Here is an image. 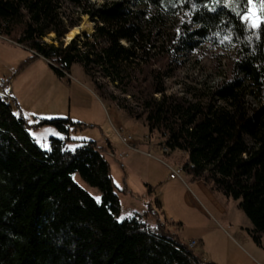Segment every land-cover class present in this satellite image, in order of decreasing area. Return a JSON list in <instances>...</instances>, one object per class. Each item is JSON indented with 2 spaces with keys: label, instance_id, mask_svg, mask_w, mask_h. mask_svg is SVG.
<instances>
[{
  "label": "trees",
  "instance_id": "obj_1",
  "mask_svg": "<svg viewBox=\"0 0 264 264\" xmlns=\"http://www.w3.org/2000/svg\"><path fill=\"white\" fill-rule=\"evenodd\" d=\"M67 1L100 23L82 47L45 41L50 33L61 39L68 31L62 0H0V36L31 53L16 74L42 57L60 77L81 64L102 99L119 100L97 72L123 90L134 88L142 112L121 108L137 120L144 117L162 151L166 146L184 152L185 172L239 200L253 225L251 237L261 245L264 22L253 27L243 17L252 5L264 14V0H116L101 7L91 0ZM175 15L187 19L176 37L177 52L194 51L204 42L234 52L229 76L204 100L167 93L163 66L172 59L155 53L154 36L161 34L156 23ZM44 126L66 139L51 136L49 149L41 148L32 132ZM80 126L70 118L30 119L0 100V264H218L201 258L169 229L173 222L162 215L150 186L146 212L156 222L140 214L119 220L121 202L105 149L96 140L67 147L70 131ZM75 174L101 192L100 201Z\"/></svg>",
  "mask_w": 264,
  "mask_h": 264
},
{
  "label": "rangeland",
  "instance_id": "obj_2",
  "mask_svg": "<svg viewBox=\"0 0 264 264\" xmlns=\"http://www.w3.org/2000/svg\"><path fill=\"white\" fill-rule=\"evenodd\" d=\"M62 1L64 6L61 11L68 31L71 28L80 27L85 22L93 25L92 32L83 30L74 40L79 47H82L87 40L93 39L94 32L100 25L99 20L83 14L82 10L71 2ZM113 1L116 0H91L96 7ZM131 7L136 9L134 5ZM258 12V8L252 5L248 14L250 20L252 14L260 17ZM186 20V17L182 15L163 16L162 20L156 23L155 32L161 31V34L154 36V43L157 47L155 53L160 56L167 53L171 55V63L163 66L168 72L165 78L168 94H179L190 100L198 98L204 100L211 89L229 76L234 52L214 47L209 42L202 43L194 51L177 52L176 37L181 30L180 25ZM1 37L5 39L0 38V79L11 81L12 108L15 112L21 111L30 119L36 116L43 119L71 118L80 123V127H75L70 131L71 141L68 142L70 148L79 146L84 140L100 139L102 131L113 143H118L119 138L115 132V126L132 134L134 142L139 140L142 145L144 144L140 147L136 145L138 150L129 152L124 160L125 169L121 168L117 153H110V155H115L114 159L117 161L107 158L115 191L121 202L119 220L147 210L150 186L154 190L152 199L157 197L162 203V215L174 221L169 229L180 236L183 241H188L197 233L207 232L209 234L203 240L197 241L204 244L218 264H227V262L251 264L252 260H257L258 264H264V233L261 234L262 244L258 245L251 237L250 232L253 225L240 209L239 200L224 196L214 188L211 182H206L201 178L195 179L185 171L182 173L183 180L170 178V170L164 162L174 168L180 167L184 165L187 157L177 151L169 155L163 153L160 148L154 146L160 141L159 136L149 133L144 117L137 120L129 114L128 110L121 108L129 106L136 113L142 112L139 94L134 88L128 87L123 90L122 87L109 83L100 72H97L98 80L106 84V91L113 93L119 99L115 102L100 97L98 100V92L91 77L79 63L73 64L70 73L64 77H60L54 71L51 62H41L32 67L30 65L16 74L22 62L31 53L8 37ZM53 39L59 44L62 43L59 38L54 37ZM123 44L128 45L125 41ZM66 45V43L63 44L64 47ZM156 96L160 97L159 94ZM251 101L254 103L252 99ZM98 105L105 113L106 110L108 111L112 122L107 114L101 112ZM254 105L256 106V103ZM105 117L106 122L103 120ZM32 135L39 146L46 150L49 149L50 136L64 137L53 126L40 127L33 131ZM149 144L152 145L151 148ZM74 179L96 200H101V192L97 188L91 187L78 174L74 175ZM194 201L198 209L194 207ZM143 216L151 223L156 222V218L148 215L147 212ZM180 222L182 225H177ZM229 223H233L234 228L229 230L231 235L228 236L222 228ZM197 241H193L192 249L196 247ZM238 244H241V247ZM241 249L248 256H245ZM196 252L205 254L201 248H197Z\"/></svg>",
  "mask_w": 264,
  "mask_h": 264
},
{
  "label": "crops",
  "instance_id": "obj_3",
  "mask_svg": "<svg viewBox=\"0 0 264 264\" xmlns=\"http://www.w3.org/2000/svg\"><path fill=\"white\" fill-rule=\"evenodd\" d=\"M0 38H2V39H5V38H3V37H1L0 36ZM7 41H9V40H7ZM9 42H11V41H9ZM27 50V49H26ZM47 63V62H49L48 60H46V59H44V58H39L36 62H34L33 64H31V67L32 66H35L36 64H38V63ZM87 76V75H86ZM10 85H11V81H10ZM12 91V90H11ZM10 91V94L12 95V92ZM13 96V95H12ZM97 97H98V100H100V97L97 95ZM102 102V101H101ZM99 106V107H98ZM97 107L101 110V112H103V113H105L104 112V110L102 109V107L100 106V105H98ZM104 108V107H103ZM103 110V111H102ZM105 110H106V108H105ZM105 114H107L108 115V117H109V120L112 122V117L110 116V114L108 113V111L106 110V113ZM37 117H39V116H36V118ZM37 119H41L40 117L39 118H37ZM71 119V118H70ZM104 120V122H106V117L103 119ZM74 121V120H73ZM114 125V124H113ZM115 126V125H114ZM121 127H116L115 126V132H116V134H117V136H118V138H119V142L118 143H113L105 134H104V132L102 131V135H101V137H100V139H98L97 140V138H96V141H97V145H98V147L99 148H102V149H105V153H104V155H105V157H106V159L109 157V158H112V159H114V157L113 156H111L110 155V153H120V152H124V151H126V149H125V147H124V145L121 143V140H120V137H119V135H118V131H119V129H120ZM64 136V135H63ZM51 137V136H50ZM56 137V136H55ZM62 139H66V137L64 136V137H62ZM135 144L138 146V147H140L141 145H142V143L141 142H139V140L137 141V142H135ZM135 145V146H136ZM150 145V147L149 148H151V144H149ZM142 146H144V144L142 145ZM154 146H156V145H154ZM67 147L68 148H70L69 146H68V142H67ZM76 147H72V148H70V149H75ZM106 151H108V152H106ZM151 152V151H150ZM177 152H180L181 154H185L184 152H182V151H177ZM140 153H142V152H140ZM145 154V153H144ZM186 155V154H185ZM186 157H187V155H186ZM155 158H157V159H159L158 157H155ZM115 161H117L116 159H114ZM160 160V159H159ZM165 164V163H164ZM181 166H183V165H181ZM126 167V166H125ZM125 167H124V169H125ZM173 180H176V179H173ZM127 190V189H126ZM192 198V197H191ZM193 205H194V207L196 208V209H198V205H197V203L194 201L193 202ZM147 207V206H146ZM147 211V210H146ZM146 211H144L143 213H140L141 215H143ZM139 214V213H138ZM171 221V220H170ZM171 222H174V221H171ZM233 228H234V224L233 223H229V224H227L226 226H223V230H224V232L229 236V235H231L230 234V231L229 230H233ZM235 233H236V231H234ZM207 234H209V233H207V232H204V233H197V234H195L193 237H191L188 241H186V242H191V241H201V240H203L204 239V237L207 235ZM180 237V236H179ZM181 238V237H180ZM197 241V245H196V247H194L193 248V250L196 252V249L197 248H201V249H203L204 250V252H205V254H201L200 252H196V254H198L201 258H203L204 260H206V261H214V262H216V260H214L215 258H214V256L212 255V253H210V251L209 250H206L207 248L204 246V244L202 245V243L200 242H198ZM237 242V241H236ZM238 243V242H237ZM201 244V245H200ZM239 246L241 245V244H238ZM241 247V246H240ZM241 251L242 252H244V250L243 249H241ZM245 256H248L245 252L243 253ZM258 255H259V253H258ZM250 258V257H249ZM250 261V260H249ZM257 260H252V261H250V262H253V263H251V264H258L257 262H256ZM263 263H264V257H263ZM227 264H230V262H227Z\"/></svg>",
  "mask_w": 264,
  "mask_h": 264
},
{
  "label": "built area",
  "instance_id": "obj_4",
  "mask_svg": "<svg viewBox=\"0 0 264 264\" xmlns=\"http://www.w3.org/2000/svg\"><path fill=\"white\" fill-rule=\"evenodd\" d=\"M10 91H11L10 81H7L5 79H0V100L3 101L6 104L12 106V99H11V96H10L11 95ZM118 135L120 137L121 143L126 147V151L117 153L118 154L117 155L118 162H119L121 168H124L125 167L124 160L129 155V152L136 151V150H138V148L135 147V142H134L132 134L127 133L126 131H124L123 128L119 129ZM147 138H149V136H147ZM163 151L165 153L172 152L166 146L163 148ZM146 155L152 156L151 154H148V153H146ZM111 156L115 157V155H113V154H111ZM161 161L164 162L163 160H161ZM164 163L168 167V169L170 170V178L171 179L180 178V179L183 180L182 173L184 172V168L182 166L174 168L173 166L169 165L168 163H166V162H164ZM194 242L191 241L189 243V247L190 248L193 247Z\"/></svg>",
  "mask_w": 264,
  "mask_h": 264
},
{
  "label": "bare ground",
  "instance_id": "obj_5",
  "mask_svg": "<svg viewBox=\"0 0 264 264\" xmlns=\"http://www.w3.org/2000/svg\"><path fill=\"white\" fill-rule=\"evenodd\" d=\"M83 30H88L89 32H92L93 30V25L90 22H85L83 23V25H81L80 27H75V28H71L65 35V40L66 43H71L72 41H74L81 33V31ZM51 37H56L54 33H50L48 35V37L46 38L47 41H51L52 38Z\"/></svg>",
  "mask_w": 264,
  "mask_h": 264
},
{
  "label": "snow or ice",
  "instance_id": "obj_6",
  "mask_svg": "<svg viewBox=\"0 0 264 264\" xmlns=\"http://www.w3.org/2000/svg\"><path fill=\"white\" fill-rule=\"evenodd\" d=\"M214 3L219 4L221 2V0H213ZM262 7H264V5H262ZM215 10V9H213ZM246 21L249 20L248 16L243 17ZM260 22H264V14H262L260 17H256L255 14H252L251 17V23L253 27H256ZM225 40L230 39L229 37H225ZM99 199V198H97Z\"/></svg>",
  "mask_w": 264,
  "mask_h": 264
},
{
  "label": "water",
  "instance_id": "obj_7",
  "mask_svg": "<svg viewBox=\"0 0 264 264\" xmlns=\"http://www.w3.org/2000/svg\"><path fill=\"white\" fill-rule=\"evenodd\" d=\"M66 35V34H65ZM65 35L60 39V42H62V44H64V43H66V40H65ZM52 38V40L53 41H51V43H54V44H59V42L58 41H55L54 39H53V37H51ZM45 41H47L46 39H45ZM47 42H49V41H47ZM67 44V43H66ZM70 43H68L67 45H69ZM66 45V46H67Z\"/></svg>",
  "mask_w": 264,
  "mask_h": 264
}]
</instances>
